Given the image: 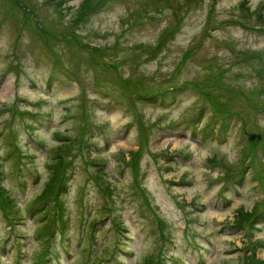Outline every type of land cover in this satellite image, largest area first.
<instances>
[{"label": "rangeland", "instance_id": "rangeland-1", "mask_svg": "<svg viewBox=\"0 0 264 264\" xmlns=\"http://www.w3.org/2000/svg\"><path fill=\"white\" fill-rule=\"evenodd\" d=\"M81 1L0 0V183L13 196L7 209L14 215L9 221L0 203V254L15 241L14 231L29 234L25 264L43 256V234L54 218L30 210L51 173L48 164L62 152L68 171L76 173L57 214L78 213L81 187L94 171L91 157L116 178L117 197L124 199L117 210L133 234L123 243L132 251L121 256L123 264H143L156 247L164 248V264H177L167 253L197 264L183 244L193 232L204 249L201 264H237L243 246L264 259V219L239 230L232 222L242 207L250 211L260 202L255 220L264 211V54L258 55L264 51V0H93L89 9H102L79 15ZM203 35L204 44L190 54ZM224 113L230 132L219 142L209 132L214 127L222 135ZM251 132L262 134L260 141L250 140ZM254 141L253 157H245ZM138 148L139 174L129 152ZM189 150L190 160L182 156ZM244 159L252 165L241 178ZM89 196L97 206L94 193ZM93 209L90 219L106 213ZM20 213L27 216L24 224ZM67 226L81 236L77 223ZM89 231L87 225L71 256L59 248L62 235L54 240L65 264L88 256ZM99 232L102 246L93 259L116 247L111 235ZM15 260L14 251L0 257L1 264Z\"/></svg>", "mask_w": 264, "mask_h": 264}, {"label": "trees", "instance_id": "trees-1", "mask_svg": "<svg viewBox=\"0 0 264 264\" xmlns=\"http://www.w3.org/2000/svg\"><path fill=\"white\" fill-rule=\"evenodd\" d=\"M96 1V0H95ZM92 3H94L93 0H82L80 2V5L78 6L76 13L79 15H82L85 11L88 13L91 9H89L92 6ZM243 7V6H242ZM80 18V17H79ZM78 18V19H79ZM66 142H60V144L58 145V148H63L64 144ZM13 145V143H12ZM255 145V143L252 144V147ZM129 152L131 153V157L130 159H133L131 162V165L133 166L135 172H137L139 174V168L138 163L139 160L141 158V151L140 148L139 149H134V150H129ZM123 152H122V156H123ZM212 161L215 160V158H210ZM68 158L66 159V155L62 152L58 153L57 155L54 156V161L53 163H49L48 164V168H50L51 173L49 175V178L46 180L45 182V186L43 188V190L36 196V198L33 199L32 205L31 206H36L38 204H43L45 201L47 202V208L51 209L52 208V203H49V200L54 198L55 196H59L60 195V181L63 179L64 174L66 172V169L68 167ZM64 170V172H63ZM100 182H103V184L105 183H110V181L108 180H104V178L100 177ZM109 184L105 185V188H109ZM102 189L104 190V186H102ZM102 189L100 188H96V199L98 201V209L100 208V210H105L106 212V203H105V197H106V191L104 192ZM113 189V188H112ZM0 199H2V201L6 204L7 202H9L11 204V202H13V196L10 195L9 193H7L6 188H4L3 184L0 183ZM102 202V203H99ZM104 201V203H103ZM88 202V201H87ZM49 203V204H48ZM260 202L259 203H255L254 206L251 208L250 211L248 210H244V208L242 207L234 216L233 221L237 223L236 225L242 224L243 222H245L246 220H248L251 215H253V213H255L258 208H259ZM92 206L90 204L87 205V211L89 212V210L91 211ZM80 211L81 208L79 209L77 215H80ZM52 228H50L49 231H51ZM164 236V235H163ZM160 254L159 253V248L156 247V249L152 250L151 252H149L148 254H146V256L144 257L143 260V264H153L154 260L157 258L156 255ZM258 259V258H257ZM256 259V257L253 256H249V261L248 264H264V260L262 263L258 262V260ZM258 262V263H257ZM240 264V263H238Z\"/></svg>", "mask_w": 264, "mask_h": 264}, {"label": "water", "instance_id": "water-1", "mask_svg": "<svg viewBox=\"0 0 264 264\" xmlns=\"http://www.w3.org/2000/svg\"><path fill=\"white\" fill-rule=\"evenodd\" d=\"M254 136H255V135H254V134H252V135H251V138H254ZM259 136H260V135H259Z\"/></svg>", "mask_w": 264, "mask_h": 264}, {"label": "bare ground", "instance_id": "bare-ground-1", "mask_svg": "<svg viewBox=\"0 0 264 264\" xmlns=\"http://www.w3.org/2000/svg\"><path fill=\"white\" fill-rule=\"evenodd\" d=\"M5 89V88H4ZM5 90H7V89H5Z\"/></svg>", "mask_w": 264, "mask_h": 264}]
</instances>
